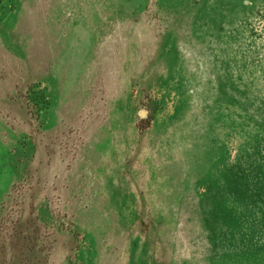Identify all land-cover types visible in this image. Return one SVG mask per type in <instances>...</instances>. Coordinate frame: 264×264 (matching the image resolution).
<instances>
[{
	"label": "rangeland",
	"instance_id": "obj_1",
	"mask_svg": "<svg viewBox=\"0 0 264 264\" xmlns=\"http://www.w3.org/2000/svg\"><path fill=\"white\" fill-rule=\"evenodd\" d=\"M0 264H264V0H0Z\"/></svg>",
	"mask_w": 264,
	"mask_h": 264
},
{
	"label": "water",
	"instance_id": "obj_2",
	"mask_svg": "<svg viewBox=\"0 0 264 264\" xmlns=\"http://www.w3.org/2000/svg\"><path fill=\"white\" fill-rule=\"evenodd\" d=\"M143 113V112H142Z\"/></svg>",
	"mask_w": 264,
	"mask_h": 264
}]
</instances>
